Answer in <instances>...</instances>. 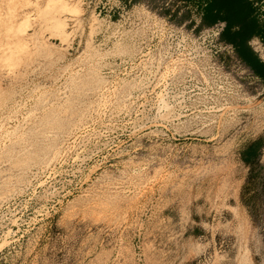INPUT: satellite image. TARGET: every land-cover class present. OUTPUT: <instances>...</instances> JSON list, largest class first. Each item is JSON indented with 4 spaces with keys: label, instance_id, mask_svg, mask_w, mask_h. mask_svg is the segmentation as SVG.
<instances>
[{
    "label": "rangeland",
    "instance_id": "obj_1",
    "mask_svg": "<svg viewBox=\"0 0 264 264\" xmlns=\"http://www.w3.org/2000/svg\"><path fill=\"white\" fill-rule=\"evenodd\" d=\"M200 23L178 0H0V264H264V190L240 202L264 46Z\"/></svg>",
    "mask_w": 264,
    "mask_h": 264
},
{
    "label": "trees",
    "instance_id": "obj_2",
    "mask_svg": "<svg viewBox=\"0 0 264 264\" xmlns=\"http://www.w3.org/2000/svg\"><path fill=\"white\" fill-rule=\"evenodd\" d=\"M138 0H131L136 3ZM185 7H195L201 23L197 27L200 31L204 26L213 25L219 21L227 24L224 38L242 45L246 37H257L264 45V20L260 18V8L257 0H178ZM261 1V0H259ZM187 11L182 15L179 23L189 18ZM251 64L254 74L264 84V65L253 56L242 57ZM242 61V62H243ZM245 62H243L245 64ZM264 148V134L254 141L247 143L240 151L241 161L248 167V178L240 192V202L247 208L252 217L255 215L258 200L264 190V166L261 164L262 149Z\"/></svg>",
    "mask_w": 264,
    "mask_h": 264
},
{
    "label": "built area",
    "instance_id": "obj_3",
    "mask_svg": "<svg viewBox=\"0 0 264 264\" xmlns=\"http://www.w3.org/2000/svg\"><path fill=\"white\" fill-rule=\"evenodd\" d=\"M262 4H264V0L262 1ZM255 5L256 6H258L256 3H255ZM259 8H260V18L262 19V20H264V5L262 6L261 5V7L259 6ZM262 43V42H261ZM263 44V43H262ZM264 46V45H263Z\"/></svg>",
    "mask_w": 264,
    "mask_h": 264
},
{
    "label": "bare ground",
    "instance_id": "obj_4",
    "mask_svg": "<svg viewBox=\"0 0 264 264\" xmlns=\"http://www.w3.org/2000/svg\"><path fill=\"white\" fill-rule=\"evenodd\" d=\"M61 106V105H60Z\"/></svg>",
    "mask_w": 264,
    "mask_h": 264
}]
</instances>
